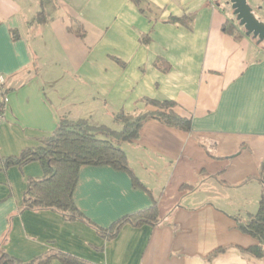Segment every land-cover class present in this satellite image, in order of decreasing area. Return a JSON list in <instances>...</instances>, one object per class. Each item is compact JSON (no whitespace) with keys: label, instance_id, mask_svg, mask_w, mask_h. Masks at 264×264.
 Instances as JSON below:
<instances>
[{"label":"crops","instance_id":"obj_1","mask_svg":"<svg viewBox=\"0 0 264 264\" xmlns=\"http://www.w3.org/2000/svg\"><path fill=\"white\" fill-rule=\"evenodd\" d=\"M41 1L30 14L31 0H0V247L23 262L62 251L92 264H264L238 226L258 211L264 184V45L226 35L215 0H144L149 16L132 0H54L52 20L28 27ZM183 15L195 17L190 27L168 22ZM120 112L173 113L192 130L146 120L122 146L145 189L126 172L85 166L76 204L102 228L157 204L161 224L126 225L107 241L57 212L23 211L43 168L4 169L3 159L39 147L63 118L110 127Z\"/></svg>","mask_w":264,"mask_h":264},{"label":"trees","instance_id":"obj_2","mask_svg":"<svg viewBox=\"0 0 264 264\" xmlns=\"http://www.w3.org/2000/svg\"><path fill=\"white\" fill-rule=\"evenodd\" d=\"M132 2L139 8L141 13L147 14L146 10L142 8L144 0H132ZM53 3L54 0H42L41 11L28 22L27 26L49 23L52 18L46 9ZM147 16L149 15L147 14ZM194 18L193 15H183L181 17H171L168 22L190 27ZM72 22L76 25V30L70 28V31H74L77 35L83 37V25L75 19ZM222 31L237 40L247 37L244 28L239 26V22L230 19L225 21ZM12 34L14 40H16V32H12ZM142 42H149V37L144 36ZM116 61L120 62L119 60ZM156 67L164 73L170 71V65L162 60L156 61ZM145 101L152 105L169 106L167 102L158 104L149 99ZM6 105L7 92H4L0 102V116L4 117ZM151 118H156L167 126L186 132L192 130L190 119L181 118L173 113L130 115L120 112L114 118L115 124L121 126L120 130L106 125L97 126L88 120L63 118L55 131L49 137L40 141L39 147L27 148L19 156L3 159L2 166L4 169L12 166L23 167L31 162H38L43 168L44 176L39 179H32L29 183L23 201V211L57 212L68 223L84 222L94 226L100 236L107 241L118 237L122 228L126 225L158 227L161 224V216L157 204L148 209L126 215L114 222L109 228H102L88 219L80 211L75 201L80 171L85 166H109L114 170L126 172L131 176L134 187L145 189L131 169L128 156L122 146L125 143H130L142 123ZM261 175H264V162L261 165ZM238 226L243 233L255 242L245 251L256 259L264 258V184L262 185L258 211L256 214L249 216L246 221L239 222ZM54 259L59 260L62 264H92L62 251L38 257L30 262H23L10 256L0 247V264H51Z\"/></svg>","mask_w":264,"mask_h":264},{"label":"water","instance_id":"obj_3","mask_svg":"<svg viewBox=\"0 0 264 264\" xmlns=\"http://www.w3.org/2000/svg\"><path fill=\"white\" fill-rule=\"evenodd\" d=\"M233 15L239 22V26L244 28L247 37L256 40L257 43L264 44V22L254 12L248 0H230Z\"/></svg>","mask_w":264,"mask_h":264},{"label":"rangeland","instance_id":"obj_4","mask_svg":"<svg viewBox=\"0 0 264 264\" xmlns=\"http://www.w3.org/2000/svg\"><path fill=\"white\" fill-rule=\"evenodd\" d=\"M39 0H36L35 2L31 0L32 4L30 7L27 8V12H30V14H35L40 10L39 6ZM217 4L220 5V8L224 9L225 14L228 19L234 20L237 22L236 17L233 15V10L231 8L230 0H215ZM249 5L253 8L254 12L261 18V20L264 22V0H248ZM59 15H63L60 13ZM264 44H262L263 46ZM111 128H114L116 130H119L121 126L112 124L110 126Z\"/></svg>","mask_w":264,"mask_h":264},{"label":"built area","instance_id":"obj_5","mask_svg":"<svg viewBox=\"0 0 264 264\" xmlns=\"http://www.w3.org/2000/svg\"><path fill=\"white\" fill-rule=\"evenodd\" d=\"M3 119V116H0V121Z\"/></svg>","mask_w":264,"mask_h":264}]
</instances>
